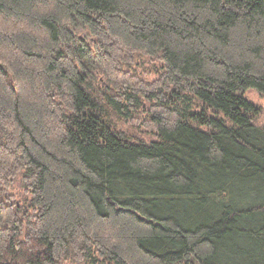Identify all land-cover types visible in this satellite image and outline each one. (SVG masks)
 <instances>
[{"label":"trees","instance_id":"16d2710c","mask_svg":"<svg viewBox=\"0 0 264 264\" xmlns=\"http://www.w3.org/2000/svg\"><path fill=\"white\" fill-rule=\"evenodd\" d=\"M250 89L264 0H0V264H264Z\"/></svg>","mask_w":264,"mask_h":264},{"label":"rangeland","instance_id":"374dc122","mask_svg":"<svg viewBox=\"0 0 264 264\" xmlns=\"http://www.w3.org/2000/svg\"><path fill=\"white\" fill-rule=\"evenodd\" d=\"M84 36H87L88 39L90 38V36H88V32L84 31L83 32ZM90 42L92 43V40H90ZM247 98L251 101H253L254 103L262 106L263 108V115H262V121L264 122V97H262L255 89H250L247 91Z\"/></svg>","mask_w":264,"mask_h":264}]
</instances>
